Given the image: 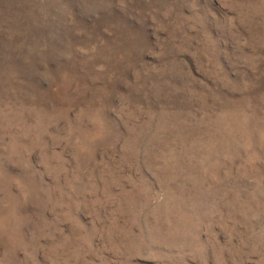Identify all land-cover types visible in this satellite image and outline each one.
<instances>
[{"label":"rangeland","instance_id":"obj_1","mask_svg":"<svg viewBox=\"0 0 264 264\" xmlns=\"http://www.w3.org/2000/svg\"><path fill=\"white\" fill-rule=\"evenodd\" d=\"M0 264H264V0H0Z\"/></svg>","mask_w":264,"mask_h":264}]
</instances>
